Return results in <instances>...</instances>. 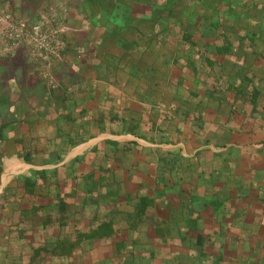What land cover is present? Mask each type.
I'll return each mask as SVG.
<instances>
[{"label":"crops","instance_id":"0c3cea01","mask_svg":"<svg viewBox=\"0 0 264 264\" xmlns=\"http://www.w3.org/2000/svg\"><path fill=\"white\" fill-rule=\"evenodd\" d=\"M196 15L114 37L83 22L53 91L41 61L1 56L0 160L22 166L0 198L7 264L35 246L40 264H172L190 241L264 234V3Z\"/></svg>","mask_w":264,"mask_h":264},{"label":"rangeland","instance_id":"374dc122","mask_svg":"<svg viewBox=\"0 0 264 264\" xmlns=\"http://www.w3.org/2000/svg\"><path fill=\"white\" fill-rule=\"evenodd\" d=\"M230 1L231 0H0V10L8 14H13L15 17L28 18L30 21L38 19L41 15L54 17L59 25H64L68 28L67 32L64 34H66L69 39L70 34L72 32L75 33V27L83 24V22L87 23L86 25H90L93 24V21L96 23V26L106 24L105 26L112 31L111 36L114 37L120 36L119 29L125 26L130 28L135 27V25L152 24L160 27L161 25L181 24L193 15H196V12L200 10L205 12L207 10H217L221 7H228ZM188 11L191 13L187 14ZM197 18H199V16L196 15V19ZM77 20H80V22ZM145 20L149 21L145 23ZM117 26L118 32H113L115 30L114 27ZM121 33L126 35L125 31ZM132 34L135 35L134 32ZM129 39L130 40L127 41L128 47H130L131 39L133 38L130 36ZM150 39L149 36H145V42H149ZM119 42L120 39L118 43ZM118 43L115 45H118ZM114 48L117 51L119 50L118 46H113V49ZM101 49H103L102 46L99 50ZM8 54H2L0 58ZM22 54L23 53H17L15 55L17 57L13 56L15 58L14 61L18 64H21L24 58L26 59ZM63 59L65 58H63L61 49L59 56L55 60ZM30 60L35 63L33 65L34 67H38V64L32 57H30ZM39 72L43 73L40 69ZM8 76H13V70L9 72L5 71L4 77ZM44 80H46L45 85L49 91H53L56 88H51L47 79ZM1 138L2 130H0V139ZM15 164L11 161L0 160V198L2 188L9 182L8 178L10 174L19 171L16 168H22V166ZM223 229L222 231L224 232ZM221 236L223 235L214 236L208 241L187 242L189 248L192 250L191 256L178 255L179 258L177 262L174 261L172 264H264V234L259 235L258 238L256 237L251 241L240 239L241 237H238L239 235L233 237L225 235L223 236L225 238H219ZM0 244H4V242H0ZM213 248L214 250L212 252L216 253L215 255L210 253V250Z\"/></svg>","mask_w":264,"mask_h":264},{"label":"built area","instance_id":"2783aa9c","mask_svg":"<svg viewBox=\"0 0 264 264\" xmlns=\"http://www.w3.org/2000/svg\"><path fill=\"white\" fill-rule=\"evenodd\" d=\"M68 28L59 25L54 17L41 15L30 21L25 17H13L0 10V55L22 49L38 64L51 88L56 82L50 71L54 60L63 48L62 34Z\"/></svg>","mask_w":264,"mask_h":264},{"label":"trees","instance_id":"16d2710c","mask_svg":"<svg viewBox=\"0 0 264 264\" xmlns=\"http://www.w3.org/2000/svg\"><path fill=\"white\" fill-rule=\"evenodd\" d=\"M4 12V11H3ZM6 15H9V16H13V17H15L13 14H8L7 12H4ZM191 12L190 11H188L187 12V14H190ZM147 17V16H146ZM151 18H152V16H151ZM146 19H150V18H146ZM194 19H196V18H191V21L192 20H194ZM198 19V18H197ZM197 19L195 20V21H197ZM149 20H145V23L146 22H148ZM191 23V22H189V19L188 20H186V21H184V23ZM181 24H183V23H181ZM152 24H150V25H144V26H151ZM169 25V24H168ZM175 25H178V24H175ZM152 26H154V25H152ZM62 40H63V44L66 42V44L68 43V36L66 35V34H62ZM7 234V230H6V228H5V230H4V235H6ZM0 242H4V244H0V264H7V260L8 259H10L11 257H9L8 256V253L11 251V248L9 249V247H8V245H12L14 242L13 241H11V242H9L8 240H6V241H4V240H2V241H0ZM6 243V244H5ZM19 243H21V242H19ZM63 248H61L62 250H63V252L65 253H67V251H68V249L70 248L69 246H70V244L69 243H67L66 241H64L63 243ZM60 249V248H59ZM60 249V250H61ZM13 250V249H12ZM43 251V252H45L46 253V255H45V257H43V259L45 260L46 259V261L47 260H49V261H52L51 259V257L49 256V254L48 253H50V250L49 249H47V248H45V247H38V246H35L34 248H32L31 249V257H30V261L32 262V263H36V264H40V262H39V260H40V258H37L38 256H39V253H40V251ZM61 250V251H62ZM190 257V256H189ZM85 261L88 259V258H83ZM11 261H14L13 260V258L11 259Z\"/></svg>","mask_w":264,"mask_h":264}]
</instances>
